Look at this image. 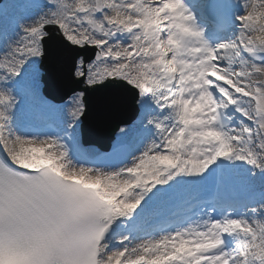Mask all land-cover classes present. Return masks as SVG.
<instances>
[{
	"label": "snow or ice",
	"instance_id": "obj_1",
	"mask_svg": "<svg viewBox=\"0 0 264 264\" xmlns=\"http://www.w3.org/2000/svg\"><path fill=\"white\" fill-rule=\"evenodd\" d=\"M0 264H264V0H0Z\"/></svg>",
	"mask_w": 264,
	"mask_h": 264
}]
</instances>
